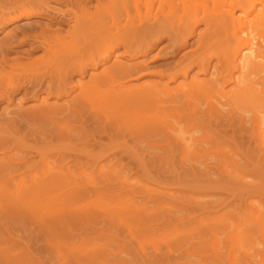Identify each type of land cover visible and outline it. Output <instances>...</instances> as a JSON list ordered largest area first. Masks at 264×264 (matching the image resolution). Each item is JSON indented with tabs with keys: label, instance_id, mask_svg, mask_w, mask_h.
<instances>
[{
	"label": "rangeland",
	"instance_id": "rangeland-1",
	"mask_svg": "<svg viewBox=\"0 0 264 264\" xmlns=\"http://www.w3.org/2000/svg\"><path fill=\"white\" fill-rule=\"evenodd\" d=\"M47 4L58 14L0 25V46L20 41L28 23L37 28L23 30L33 35L62 34L68 13L96 10L94 0L86 8ZM208 28L152 35L127 52L120 45L96 67L89 55L32 63L43 52L26 41L0 51V87L20 88L0 98V264H264V138L255 118L264 117V80L253 85L262 91L257 106L219 104L234 89L223 83L226 72L215 58L203 72L195 58ZM114 63L125 95L135 96L124 100L126 110L78 96L80 85ZM127 67L135 70L126 74ZM208 82L211 97L175 104L167 117L150 119L161 120L157 126L125 121L148 98ZM46 163L57 184H45ZM236 234L241 249L232 263Z\"/></svg>",
	"mask_w": 264,
	"mask_h": 264
},
{
	"label": "bare ground",
	"instance_id": "bare-ground-1",
	"mask_svg": "<svg viewBox=\"0 0 264 264\" xmlns=\"http://www.w3.org/2000/svg\"><path fill=\"white\" fill-rule=\"evenodd\" d=\"M54 1H61L62 4L67 6L70 4L73 5L72 7L85 8V4H90L91 2V0ZM94 1L96 4L94 5V8L96 10H93L95 11L92 12L93 14H87V8L86 10H83L85 13H75V11L72 15L70 14L71 12L68 14L66 13L69 16H67V20H70L64 33L58 34L54 31L46 33L48 30L42 32L41 29L33 35L32 33L30 34L27 32L28 30L36 29L37 26L28 23L23 27L27 32H24L25 29L23 30L22 28L23 36L20 41L18 39L11 40L7 45L0 46V51H9L7 49L12 48L9 46L11 43L15 42L16 44H21L26 41L28 43L30 42L32 50L41 48L43 52L42 57L35 59L32 63H38L41 59L43 60L44 57H58L65 54H71L78 58L89 55L90 58H92L90 60L93 62L92 66L96 67L101 62L99 59H102L105 62L109 55L112 54L115 47L121 45L127 52L131 50L130 48L134 43L144 39L148 40L152 35L157 37L159 33L168 34L173 32L171 35L176 37L181 30H188V27L196 26L203 22L206 30L209 27L208 29H210V31L208 33V38L204 37L207 40L198 41L200 44V46H198L200 50L195 54V58L198 60L197 63H199L198 66L200 70L206 72L209 62L207 59L215 58L218 65L222 68V71L226 72L223 76V83H231L234 88L233 90L223 91L221 93L223 101L220 102V100L217 99V101L220 102L218 103L225 104L232 103L231 101H233V103L237 102L236 104H238V102L239 104H242L243 102L245 105L246 102H250L253 103V107H255L257 106L255 104L261 101L259 93L262 91L258 92L254 89L253 85L257 84L259 80H264V0ZM5 2L6 3L3 5L6 4V6L0 5L1 26L6 23L5 21L11 22L21 18L40 16V14L49 15L51 12L57 14L59 12L48 8V0H5ZM41 7H43V9ZM218 10H221V12ZM62 12H60V14ZM175 29H178L179 31L176 30L177 32H175ZM187 33L191 34L193 33V30L190 29ZM9 36L15 38L14 34H9ZM140 42L139 45L141 44ZM34 43H36V45H33ZM201 61H204V63L201 64ZM206 61L208 62L205 63ZM85 67V64L79 63L78 68L79 70H82V73L84 72ZM113 67H116L115 63L113 66L104 69L102 73H98L95 76L93 75L87 85L82 87L80 85V93L78 96H85L84 92H88L90 96L89 98L92 102L102 101L105 104H108L111 108L115 105H119L120 110L122 108L126 110L125 108L128 106L124 105V100L131 98L134 99L135 96L130 95V97H127L125 95L126 93L123 91L125 83L117 81ZM134 68L135 67H127L123 68L122 71L127 74L130 73L127 72L128 70H135ZM187 69L183 70V74L187 73ZM169 79L174 80L175 75L169 76ZM110 80L115 81V84H112ZM19 89V82L9 83L6 87H0V98L4 97L11 91ZM59 89L62 92L60 84H57L55 90L59 91ZM52 91V86L49 84L47 86V93L52 94ZM137 92H139V95L146 93L142 90H138ZM212 92L213 89L210 82L206 84L191 83L185 91H182L181 87L178 86L175 88L174 95L167 96L169 92L165 91L164 93L167 97L162 98L158 102H154L150 98H145L146 100L144 104L138 106L140 109L137 108L133 112L131 111V114H127V119H125V121L131 119L129 120L130 122L135 118L138 126H147L149 124L154 126L155 124L162 122L161 120H157L160 121L159 123L150 121L155 115H161V119H163L167 117V113H169L170 110L175 108V104H181L184 101L183 105L189 102L187 104L189 106L190 99L203 96L211 97ZM65 94H67V92ZM78 96L71 100L72 103H76L74 105H77V102L80 99ZM213 105L214 104L211 101L208 102V108L211 109V107H214ZM141 109L144 111L147 109V111L143 112ZM154 110L156 111L154 112ZM135 111L138 112L134 113ZM255 118L258 119L256 134L259 139L264 138V130L258 127L264 125V121H262L264 120L262 119L264 117L261 118L262 120L256 116ZM49 172L50 167H48V164L46 163V170L44 175L42 174L44 182L48 179L45 184H57L59 180H55L54 177L49 178ZM19 188H16V190ZM253 219L256 220L257 218L253 217ZM237 234L234 235V237L232 236V238H235L234 245L236 247L232 248L234 249V252L231 251L232 254L229 258L231 262L235 257H233V255L235 252H238L240 248L238 245L239 236ZM228 264H230V261Z\"/></svg>",
	"mask_w": 264,
	"mask_h": 264
}]
</instances>
